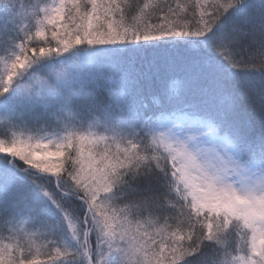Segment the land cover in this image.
I'll return each mask as SVG.
<instances>
[{"label": "snow or ice", "instance_id": "snow-or-ice-1", "mask_svg": "<svg viewBox=\"0 0 264 264\" xmlns=\"http://www.w3.org/2000/svg\"><path fill=\"white\" fill-rule=\"evenodd\" d=\"M0 264H264V0H0Z\"/></svg>", "mask_w": 264, "mask_h": 264}, {"label": "trees", "instance_id": "trees-1", "mask_svg": "<svg viewBox=\"0 0 264 264\" xmlns=\"http://www.w3.org/2000/svg\"><path fill=\"white\" fill-rule=\"evenodd\" d=\"M159 83V82H158Z\"/></svg>", "mask_w": 264, "mask_h": 264}]
</instances>
